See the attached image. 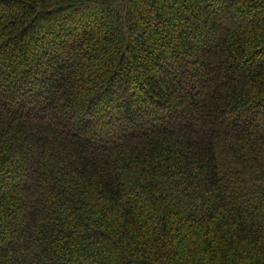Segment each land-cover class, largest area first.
Returning <instances> with one entry per match:
<instances>
[{"label":"trees","instance_id":"obj_1","mask_svg":"<svg viewBox=\"0 0 264 264\" xmlns=\"http://www.w3.org/2000/svg\"><path fill=\"white\" fill-rule=\"evenodd\" d=\"M0 264H264V0H0Z\"/></svg>","mask_w":264,"mask_h":264}]
</instances>
